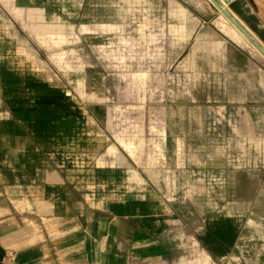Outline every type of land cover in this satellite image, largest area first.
<instances>
[{
  "label": "rangeland",
  "instance_id": "1",
  "mask_svg": "<svg viewBox=\"0 0 264 264\" xmlns=\"http://www.w3.org/2000/svg\"><path fill=\"white\" fill-rule=\"evenodd\" d=\"M2 1L12 55L79 109L69 181L107 203L100 230L126 254L142 218L113 221V205L158 216L152 247L164 254L132 264H216L210 231L227 245L217 264H264V59L246 46L248 87L207 78L218 42L197 40L210 46L196 65L192 21L242 43L209 0ZM238 4L242 18L228 12L264 48V0Z\"/></svg>",
  "mask_w": 264,
  "mask_h": 264
},
{
  "label": "crops",
  "instance_id": "2",
  "mask_svg": "<svg viewBox=\"0 0 264 264\" xmlns=\"http://www.w3.org/2000/svg\"><path fill=\"white\" fill-rule=\"evenodd\" d=\"M1 11L9 12L2 0ZM5 28L0 23V264L9 255L15 264H132L142 255L146 261L154 255L162 257L164 251L159 253L152 247L157 239L153 231L157 215L146 206L139 209L132 203L127 208L117 203L114 211H108L113 221L142 218L129 233L133 240L130 252L123 254L120 246L112 243L114 237L100 230L106 222L107 203L103 199L91 201L83 186L75 187L69 181L72 161L68 156L80 145L75 136L79 109L72 105L68 93L56 86L46 87L41 75L15 59ZM178 30L185 40L184 27ZM230 30L235 40L243 42ZM205 37L213 38L214 34L200 36ZM244 44L225 39L220 43L221 51L216 45L217 49L206 55L208 41L195 43V48H200V53H195L196 65L205 64L204 56L199 58L198 54L206 55L205 60L211 63L212 59L218 65L212 71L205 69L207 78L222 74L221 78H233L241 81V87H248L249 59ZM202 72L198 66L193 71L196 77ZM179 208L180 217L185 218L183 207ZM169 215L164 209L161 217ZM209 237L215 245L206 253L217 264L227 245H218L211 231ZM210 260L209 264H214Z\"/></svg>",
  "mask_w": 264,
  "mask_h": 264
},
{
  "label": "water",
  "instance_id": "3",
  "mask_svg": "<svg viewBox=\"0 0 264 264\" xmlns=\"http://www.w3.org/2000/svg\"><path fill=\"white\" fill-rule=\"evenodd\" d=\"M212 5L219 10V12H221V14L227 19V21L248 41V43L263 57L264 59V48L262 46L259 45V43L249 34V32L238 22V20L230 13L228 12V10L224 9L222 7V3L220 2V0H210ZM227 7L233 11V13L239 15L241 17V14L238 11V0H222ZM242 18V17H241ZM195 21L198 23L197 25H193L191 24L192 28H194L193 30H191V36L190 40L194 43H198V38L204 33L206 32H211L212 34L214 33V37H215V41L218 42V46L220 48V43L225 40L223 38H221L218 34L216 35L215 32L213 30H210L206 24H204L205 22H203V24H200L199 19H195ZM226 24V23H225ZM203 32V33H202ZM221 38V39H219ZM227 38H230V40H232V38L228 35ZM234 41V40H233ZM236 42V41H235ZM238 44H244L242 43H238ZM193 45V48L195 49V52L198 53L197 48H195V46ZM246 45V44H244ZM247 47H249L247 45ZM200 53V52H199ZM187 58V57H186Z\"/></svg>",
  "mask_w": 264,
  "mask_h": 264
},
{
  "label": "bare ground",
  "instance_id": "4",
  "mask_svg": "<svg viewBox=\"0 0 264 264\" xmlns=\"http://www.w3.org/2000/svg\"><path fill=\"white\" fill-rule=\"evenodd\" d=\"M209 2L211 3V1L209 0ZM220 2L222 3V7L224 8V9H226L227 10V5L222 1V0H220ZM175 4V3H174ZM212 4V3H211ZM217 11L219 12V10L217 9ZM220 13V17L226 22V23H229L228 21H227V19L221 14V12H219ZM230 24V23H229ZM231 25V24H230ZM229 25V26H230ZM233 31H235L236 32V35H238V37L245 43V44H247L248 46H250V47H252L249 43H248V41L231 25V27H230ZM184 31V30H183ZM177 32H178V30H177ZM180 34V33H179ZM182 36V35H181ZM200 38V37H199ZM182 40V39H181ZM185 40H186V38H185ZM260 45V44H259ZM253 48V47H252ZM254 49V48H253ZM255 50V49H254ZM256 51V50H255ZM257 52V51H256ZM257 54H259L258 52H257ZM260 55V54H259ZM261 56V55H260ZM262 57V56H261ZM263 58V57H262ZM261 213V212H260ZM255 227V226H254Z\"/></svg>",
  "mask_w": 264,
  "mask_h": 264
},
{
  "label": "built area",
  "instance_id": "5",
  "mask_svg": "<svg viewBox=\"0 0 264 264\" xmlns=\"http://www.w3.org/2000/svg\"><path fill=\"white\" fill-rule=\"evenodd\" d=\"M3 264H15L13 257L11 255L7 256L5 260L3 261Z\"/></svg>",
  "mask_w": 264,
  "mask_h": 264
}]
</instances>
